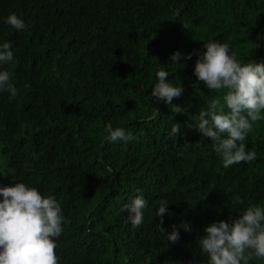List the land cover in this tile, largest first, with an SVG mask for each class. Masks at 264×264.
Returning a JSON list of instances; mask_svg holds the SVG:
<instances>
[{
  "label": "trees",
  "instance_id": "trees-1",
  "mask_svg": "<svg viewBox=\"0 0 264 264\" xmlns=\"http://www.w3.org/2000/svg\"><path fill=\"white\" fill-rule=\"evenodd\" d=\"M11 14L23 30L5 22ZM210 41L241 64L264 63V0H0V45L14 57L0 71L18 90L0 92V187L56 198L58 264H208L204 228L264 207V119L243 141L256 159L229 168L196 128L199 111L227 92L194 75ZM160 70L183 88L171 105L151 95ZM109 124L134 139L109 142ZM138 195L148 204L136 228L123 209Z\"/></svg>",
  "mask_w": 264,
  "mask_h": 264
},
{
  "label": "clouds",
  "instance_id": "clouds-1",
  "mask_svg": "<svg viewBox=\"0 0 264 264\" xmlns=\"http://www.w3.org/2000/svg\"><path fill=\"white\" fill-rule=\"evenodd\" d=\"M5 22L16 30L26 27L16 14L9 15ZM203 47L206 51L198 55L194 67L197 82H203L209 90L226 89L227 92L223 96L224 104L214 100L208 110L199 111L196 128L214 142V150L220 155L224 168L251 162L256 159V153L246 152L243 141L253 124L264 119L261 115L264 110V63H239L235 54H229L227 43L210 41ZM181 55L177 51L170 60L178 64ZM191 55L189 53L186 58L190 59ZM13 59L10 43L0 45V64L11 63ZM11 75L9 71H0V92L7 91L15 97L18 90L11 83ZM168 75L164 70L157 72L158 82L151 91L157 104L163 101L171 105L183 92L182 86L175 87L168 82ZM179 130L180 125L175 123L171 134L177 136ZM105 131L109 142L134 139L130 133L126 135L123 128L113 129L111 124ZM0 196L3 197L0 200V264H58L55 238L63 232L65 218L56 198L45 197L38 189L24 183L0 187ZM236 200L243 203L240 197ZM147 204L148 201L138 195L124 206L132 227L143 224V210ZM167 205L162 201L157 210L161 223ZM185 229L189 230L187 225ZM204 233L198 246L208 255V264H248L252 257L264 258V207L249 206L232 223L214 222L204 228ZM178 239L174 228L167 240L175 243Z\"/></svg>",
  "mask_w": 264,
  "mask_h": 264
}]
</instances>
